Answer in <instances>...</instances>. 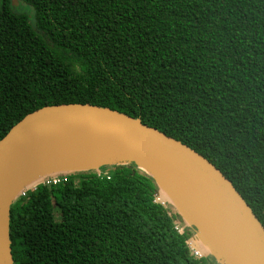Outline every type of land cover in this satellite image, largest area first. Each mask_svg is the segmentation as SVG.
<instances>
[{"label": "trees", "instance_id": "16d2710c", "mask_svg": "<svg viewBox=\"0 0 264 264\" xmlns=\"http://www.w3.org/2000/svg\"><path fill=\"white\" fill-rule=\"evenodd\" d=\"M13 1L0 143L42 108L111 110L209 161L264 227V0ZM9 219L13 264H232L193 253L197 228L134 162L50 176Z\"/></svg>", "mask_w": 264, "mask_h": 264}, {"label": "water", "instance_id": "95a60500", "mask_svg": "<svg viewBox=\"0 0 264 264\" xmlns=\"http://www.w3.org/2000/svg\"><path fill=\"white\" fill-rule=\"evenodd\" d=\"M13 5L17 7L18 1L14 0ZM57 132L86 133L108 139L132 158L130 161L116 163H136L159 186V181L166 185L164 178L169 177L196 190L205 198L233 238L242 263L264 264V227L232 183L215 166L158 130L144 127L111 110L80 104L37 110L14 126L1 141L0 264H13L9 234L12 203L21 196L23 190L60 174L42 175L17 189L14 185L16 172L30 149L35 148L44 136ZM38 178L41 179L36 182ZM213 254L221 255L217 252ZM234 260L228 261L239 264L235 258Z\"/></svg>", "mask_w": 264, "mask_h": 264}, {"label": "bare ground", "instance_id": "6f19581e", "mask_svg": "<svg viewBox=\"0 0 264 264\" xmlns=\"http://www.w3.org/2000/svg\"><path fill=\"white\" fill-rule=\"evenodd\" d=\"M131 159L119 145L99 136L78 132L50 133L27 152L22 166L16 172L14 185L19 189L23 184L42 175L87 171L103 164L126 162ZM164 179L166 185L161 181L159 183L163 193L170 195L166 198L172 199L170 201L183 215L201 229L208 245L219 251L223 249L239 264H243L233 238L205 198L176 179Z\"/></svg>", "mask_w": 264, "mask_h": 264}, {"label": "rangeland", "instance_id": "374dc122", "mask_svg": "<svg viewBox=\"0 0 264 264\" xmlns=\"http://www.w3.org/2000/svg\"><path fill=\"white\" fill-rule=\"evenodd\" d=\"M17 8H21L20 10H26V7L24 6V7H22L19 3H18V6H17ZM28 13H30V14H32V11L31 10H28L27 11ZM59 173V172H58ZM64 173H66V172H60V174L59 175H62V174H64ZM44 177V176H43ZM41 178H38V179H36L35 181L37 182V181H39ZM163 195H164V197L166 198V197H170V195H169V193H163ZM168 195V196H167ZM167 200H168V198H166ZM170 200H172V199H170L169 198V200L168 201H170ZM171 202V201H170ZM183 214V213H182ZM184 216V219H185V222H186V224L187 225H189V226H194V227H196L197 228V230H198V232H199V240H198V243H200V248H199V250H200V252H201V254L203 255V256H205V255H208V254H213V253H220L221 255H220V257H227V259L228 260H230V261H235L234 260V258L230 255V254H228V253H226L223 249L222 250H217L216 248H211L209 245H208V241H207V239H206V237L203 235V233H202V231H201V229L197 226V225H195V224H193L192 223V221L188 218V217H185V215H183ZM225 252V253H224Z\"/></svg>", "mask_w": 264, "mask_h": 264}, {"label": "built area", "instance_id": "2783aa9c", "mask_svg": "<svg viewBox=\"0 0 264 264\" xmlns=\"http://www.w3.org/2000/svg\"><path fill=\"white\" fill-rule=\"evenodd\" d=\"M63 181H66V180L62 179V178H52V179H48V180L44 181L43 185L47 186V187H56ZM37 189H38V185H33L32 187L27 188L26 190H23V192L21 193V197H25L28 194V192H30V191L35 192V191H37ZM192 250H193V253L197 257L201 258L203 256L199 249L192 248Z\"/></svg>", "mask_w": 264, "mask_h": 264}]
</instances>
